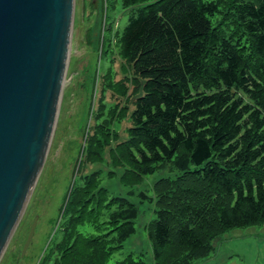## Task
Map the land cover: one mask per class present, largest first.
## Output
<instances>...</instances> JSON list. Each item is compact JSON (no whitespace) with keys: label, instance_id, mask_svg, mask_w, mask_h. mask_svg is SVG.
I'll return each mask as SVG.
<instances>
[{"label":"trees","instance_id":"1","mask_svg":"<svg viewBox=\"0 0 264 264\" xmlns=\"http://www.w3.org/2000/svg\"><path fill=\"white\" fill-rule=\"evenodd\" d=\"M118 2L132 11L115 39L132 71L134 108L113 102L112 120H102L100 99L86 160L121 167L131 186L161 168L178 172L157 180L153 197L142 194L156 205L146 231L155 264H194L220 235L264 225V0H107L108 9ZM106 77L130 99L128 79ZM84 167L47 249L55 264H108L136 233L137 206L109 197L103 169ZM85 225L107 232L87 235ZM119 264L144 263L130 255Z\"/></svg>","mask_w":264,"mask_h":264},{"label":"rangeland","instance_id":"2","mask_svg":"<svg viewBox=\"0 0 264 264\" xmlns=\"http://www.w3.org/2000/svg\"><path fill=\"white\" fill-rule=\"evenodd\" d=\"M108 8L107 0H75L68 66L52 139L33 192L0 264L19 263L20 253L36 218L33 239L22 264H55V255L47 249L61 237L58 226L82 165L85 166L84 174L103 169L101 185L108 189L109 197L126 198L139 210L136 233L124 243L123 249L113 254L108 264H119L130 255L143 260L144 264H155L146 226L157 217L156 205L142 194L153 197V185L157 180L176 177L179 173L171 172L169 167L161 168L146 176L140 184L131 186L121 182V167L93 164L86 160L84 151L99 122L95 115L101 105L100 99L104 97L102 120H112L110 112L115 103L123 109L128 107L129 112L134 108L132 71L120 56L118 40L115 39L116 33L121 35L132 11L123 9L121 2ZM212 21L215 23L217 19ZM110 24L114 25L112 32ZM110 73L116 82L130 81L127 84L131 95L129 100L108 89L110 81L106 76ZM129 126L130 121L125 120L118 128L122 138L126 137ZM110 171H115L116 175L109 176ZM80 230L87 235L107 232L104 229L100 233L90 225ZM214 245L215 251L209 257L194 264H264V225L230 230L220 235Z\"/></svg>","mask_w":264,"mask_h":264},{"label":"water","instance_id":"3","mask_svg":"<svg viewBox=\"0 0 264 264\" xmlns=\"http://www.w3.org/2000/svg\"><path fill=\"white\" fill-rule=\"evenodd\" d=\"M74 11L75 0H0V258L50 146ZM37 220L18 264L30 246Z\"/></svg>","mask_w":264,"mask_h":264}]
</instances>
